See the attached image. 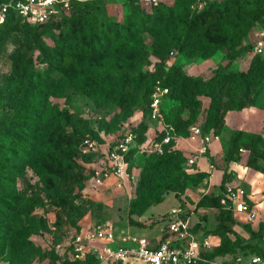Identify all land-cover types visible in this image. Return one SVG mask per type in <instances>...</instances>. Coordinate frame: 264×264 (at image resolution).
<instances>
[{
  "label": "rangeland",
  "instance_id": "obj_1",
  "mask_svg": "<svg viewBox=\"0 0 264 264\" xmlns=\"http://www.w3.org/2000/svg\"><path fill=\"white\" fill-rule=\"evenodd\" d=\"M5 1L0 0V3ZM65 1L68 6L63 2L57 16L47 22L16 21L15 28L0 41V130L2 119H8L9 124L17 107L34 108L36 96L44 88L51 87L48 111L39 125L40 149L33 160L36 165H26L23 174L17 178V188L26 201L19 218L14 221L15 230L0 242V264H70L72 262L65 261L70 243L78 233L87 235L95 224L106 223L113 227L117 241L111 245L117 247L119 242L133 243L132 240L123 242L124 238L141 235L150 238L166 233V220L172 217H179L193 230L213 235H217L214 230L224 221L237 231L242 245L253 246L235 249L225 256V261L239 256L247 260L259 250L264 253V231L261 238L251 235L242 226L249 223L258 229L259 224L264 223V173L259 170L264 169V55L260 56L252 46L250 50L234 55L235 50L252 44L256 31L264 27V10H256L251 20H246L247 24L251 23L250 30L242 40L231 41L230 47L222 45L211 50L207 56L188 55L177 48L164 51L152 30L143 32L141 43L123 53H115L111 48L104 61L94 55L93 61L100 64L97 66L99 76L93 77V95H87L78 93L66 83V71L55 65L51 53L64 41L79 40L82 34L89 36L91 26L95 40L103 39L116 29H121V39H124L130 28L121 24L127 21L130 4L129 0ZM139 1L145 13L152 12L155 5ZM160 1L174 3L173 0ZM214 1L222 0H193L191 12L198 13ZM89 2L93 5L89 6ZM249 2L252 5L255 1ZM82 14L85 22L80 24ZM2 24L0 20V26ZM165 32L169 38L170 28L165 27ZM255 57L259 59L257 74L250 83L249 102L241 108H230L233 91L229 74L248 71ZM25 63L30 67L25 68ZM19 66L23 67L17 71ZM219 67L220 75L214 74ZM171 68L178 69L180 76L188 77L185 89L178 86L177 80L169 79L172 95L165 102L172 121L185 135L174 144L176 165L184 172L182 186L179 184L177 191L164 192L160 204H152L143 210L132 204L140 192L145 166L142 152L162 127L149 116L145 100L155 81L166 79ZM32 69L41 73L48 71L52 79L42 85L36 84L35 89L23 98ZM22 72L26 75L25 83L18 89L14 83ZM106 83L111 84L106 88ZM193 99L198 101L194 107L188 104ZM216 100H219L216 107L220 110L214 120L213 102ZM195 125L203 132L219 137L203 155L199 152V139H186L190 127ZM131 131L138 136L139 145L130 153L127 179L120 181L113 174L105 175L103 161L112 141ZM235 131L240 132L237 160L229 163L228 151ZM252 134L258 136L254 145ZM50 143L53 145L50 152L44 153L42 150ZM200 157H204V163H200ZM191 158H196V162L191 164ZM227 164L229 185L242 187L255 196L251 199L257 205L258 218L253 223L234 212V223L223 218L226 205L221 200L226 190L221 200H210L221 195L222 190L214 178L210 179L208 169L214 165L216 170L223 171ZM201 172L208 176L199 185L192 184L196 178L190 175L198 176ZM203 196H206L204 202L207 204L200 205ZM158 223L161 224L155 232L140 229L153 228ZM226 235L235 238L233 234L221 232L213 241L221 242ZM93 244L98 242H87L91 251Z\"/></svg>",
  "mask_w": 264,
  "mask_h": 264
},
{
  "label": "trees",
  "instance_id": "obj_2",
  "mask_svg": "<svg viewBox=\"0 0 264 264\" xmlns=\"http://www.w3.org/2000/svg\"><path fill=\"white\" fill-rule=\"evenodd\" d=\"M9 1L11 0H6L0 4ZM173 1L174 3L172 5L159 1V3L153 7L151 13H145L139 0H129L130 13L127 16L126 23L121 24L123 27L130 28L127 37L121 39V29H116L115 31H110L103 39L95 40L93 37V26H91L89 36L82 34L79 40L75 39L72 42L64 41L61 43L58 49L51 53L52 61L57 67L65 69L66 73L64 74V80L75 91L80 94L93 95V77L97 78L99 76L97 66L100 65L97 61H93L94 55H98L101 61H104L111 48H113L115 53H123L127 48H132L135 45L138 46L139 42L141 43L143 32L152 30L155 34L156 42L164 51L177 48L181 53H186L188 55L195 53L200 56H207L211 50H216L222 45H228V47H230L231 41H235L236 39L238 41L242 40L250 30L251 23L247 24L246 20L248 18L251 20V16L256 10H264L263 0H254L255 2L252 5L249 0H222L214 1L206 9L198 13H192L190 5L193 0ZM88 5L92 6L93 2H89ZM83 16L85 17L84 14H82L81 17L79 16L80 24L85 22L82 18ZM21 19L26 18L20 15L16 10L10 9L7 12L3 24L0 26V41L6 38V36L18 24L16 21H20ZM165 27L170 28L169 38H167ZM82 28L84 29L85 26ZM251 46L253 49L252 44L240 47L234 51V55H238L242 51L250 50ZM260 56L263 57L262 54H260ZM85 59L86 61H84ZM258 59L259 57H255L252 66L248 71L229 74V80H231L232 84L231 89L233 91L230 108H241L248 104L250 83L257 74ZM22 67L19 66L16 70L20 71ZM24 67L29 68V63H25ZM220 72L221 68L219 67L215 70L214 74L220 75ZM50 74L48 71L41 73L32 69L26 81V89L24 90L23 98H26L35 89L36 84L42 85L45 81L51 80L52 77ZM17 78L14 87L19 89L25 83V72H22ZM169 79H173V81L177 80L179 87H182L183 89L186 88L188 77L183 75L180 76V71L178 69L171 68L167 72L166 79L158 80L162 81V83L170 89V84L172 82L169 81ZM158 80L155 81L149 97L145 100L149 116H151L150 103ZM110 84L111 83H106L105 87H109ZM174 87H177V85L175 84ZM50 89V86L46 87L44 88V91H41L36 96L37 101L34 104V108L22 109L21 107H17V111H15L9 119V124H7L8 119L4 118L1 121L0 242H4L7 236L15 230L14 221L19 218V212L26 201V197L17 188V178L23 174L26 165H34L33 163L36 162L33 160H35L36 153L40 149L38 139L39 125L44 118V114L48 111L47 99L50 94ZM171 95L172 90L163 98L161 111L164 115L165 121L174 125L177 134L185 136L180 132L178 125L172 121L171 115L166 110L165 102ZM216 101L213 102V105L215 106L213 109L215 115L213 116L214 120L218 118L220 110L218 106L216 107V103H219V100ZM197 103L198 101L193 99L189 101L188 104L194 107ZM210 117L211 116H209V118ZM203 133L207 134L206 132ZM162 135L163 133H159L157 138H161ZM239 137L240 132L235 131L228 151L229 163L237 160L236 152L238 149ZM251 138L252 145H254L258 136L252 134ZM136 141V145L133 146L127 154L128 162L130 153H132L137 148L136 146L139 145L137 135ZM174 144L175 141H172L169 145H166L165 151L162 154L142 152L145 166L139 184V190L141 193L139 192L138 196L132 200L133 206L146 210L152 204L161 203L164 200V192L171 190L177 191L179 184L182 186L181 177L184 172L176 165V149H174ZM52 146L53 145L50 143L42 151L48 154ZM262 157L264 159V154ZM228 165L229 164H227V167L223 170L222 179L219 185L222 193L221 195H218V197H211L210 200L212 201L221 200L222 194L226 190V185L228 183ZM259 170L261 173H264V169ZM39 172L42 173V170L39 169ZM190 176L196 178L192 184L199 185L208 174L206 172H201L198 176ZM176 196L179 197L178 192H176ZM205 198L206 196H203L201 201H199L200 205L207 204V201L204 202ZM248 202L252 206L254 205L253 201L249 198ZM222 215L226 221L228 220L232 223L235 222L232 210L226 208V210L224 209L222 211ZM259 225L258 229H254L249 223H245L242 226L249 231L251 235L260 236L262 238L261 235L262 231H264V223L262 225L260 223ZM193 231L202 233L203 236L213 235V233L210 234L196 230ZM214 232H216L218 236H220L221 232L224 234H233L235 238L232 239L226 235V238L224 237L218 246L214 247L212 251L207 252L208 257H225L228 253L237 248L253 247L248 244L242 245L240 243V235L235 229H233V227L228 226L224 221L219 223ZM165 237L166 235H164L163 238ZM70 249L71 247H69V250ZM253 255H261L264 257L263 251L260 250L259 253ZM66 256L67 258L65 261H69V263L72 262L70 264L99 263V258L93 252L88 253L84 260L71 259L69 252ZM121 263L122 262H118L117 264Z\"/></svg>",
  "mask_w": 264,
  "mask_h": 264
},
{
  "label": "built area",
  "instance_id": "obj_3",
  "mask_svg": "<svg viewBox=\"0 0 264 264\" xmlns=\"http://www.w3.org/2000/svg\"><path fill=\"white\" fill-rule=\"evenodd\" d=\"M159 1L144 0V3L157 5ZM63 2L65 6H68L69 3L65 0H11L0 4V20L4 21L7 12L14 9L32 22L43 23L57 16ZM252 45L255 52L264 55V27L256 31ZM169 91L168 86L160 80L157 81L150 103L151 118L161 123L159 133L163 135L161 138H157L158 135H156L150 139L143 152L162 154L166 145L182 137L177 134L174 125L165 121L161 111L163 98ZM190 131L188 138L200 140L201 155L206 154L211 144L219 138L212 133L204 134L198 125L192 126ZM136 142V134L132 131L112 141L103 161L102 170L105 171V175L113 174L120 181L127 179V154ZM196 158H191L190 163H195ZM120 181L119 185H121ZM248 198L251 199L242 187L228 186L221 202L227 209L243 215L246 222L253 223L258 216L254 207L248 202ZM166 224L168 231L160 236L150 238L137 236L129 239L133 243L117 242L118 246L113 247L111 244L117 241L113 227L106 223H98L87 235L83 233L75 235L70 243L69 256L73 260H84L88 253L93 252L99 258L98 264H117L118 262L124 264H264V257L261 255H252L247 260L239 256L230 261H225V257H208L207 252L214 249L210 236H203L202 233L193 231L192 226L179 217L167 219ZM164 235H166L165 238H163ZM89 240L93 243L98 242L93 244V251L88 249ZM123 242H126V238Z\"/></svg>",
  "mask_w": 264,
  "mask_h": 264
},
{
  "label": "crops",
  "instance_id": "obj_4",
  "mask_svg": "<svg viewBox=\"0 0 264 264\" xmlns=\"http://www.w3.org/2000/svg\"><path fill=\"white\" fill-rule=\"evenodd\" d=\"M161 128V127H160ZM181 138H183V137H181ZM188 137H186V139H187ZM216 141V140H215ZM214 141V142H215ZM213 142V143H214ZM212 143V144H213ZM211 144V145H212ZM198 158V157H197ZM199 161H200V163H204V157H200V159H199ZM213 166V167H212ZM230 169V168H229ZM208 171L210 172V179H212V178H214L215 179V182L216 183H218V184H220V182H221V179H222V175H223V171L222 170H216L215 169V167H214V165H211V169H208ZM261 173V172H260ZM228 186H231V185H229V183H227V185H226V188L228 187ZM249 196H250V198H254L255 196L254 195H250L249 194ZM251 201H252V199H251ZM160 204V203H159ZM156 205H158V204H156ZM153 206H155V205H153ZM153 206H151L150 208H152ZM256 206L257 205H253V207H254V209L256 208ZM241 215V214H240ZM161 224V223H160ZM159 223L158 224H156L155 226H153V228L152 227H148V228H140L142 231H152V232H155L156 231V229H157V227L160 225ZM141 236H144V237H147L146 235H141ZM154 236V235H153ZM208 236H210V239H211V241L212 242H214L213 240H215L216 239V237H219L218 235H208ZM129 239L128 238H126V241H128ZM216 244V245H215ZM220 244V241H218V242H214V247H216V246H218Z\"/></svg>",
  "mask_w": 264,
  "mask_h": 264
}]
</instances>
